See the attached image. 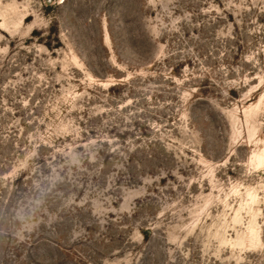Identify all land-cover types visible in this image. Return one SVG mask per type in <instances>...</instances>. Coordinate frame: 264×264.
Here are the masks:
<instances>
[{
	"label": "rangeland",
	"instance_id": "rangeland-1",
	"mask_svg": "<svg viewBox=\"0 0 264 264\" xmlns=\"http://www.w3.org/2000/svg\"><path fill=\"white\" fill-rule=\"evenodd\" d=\"M0 264H264V0H0Z\"/></svg>",
	"mask_w": 264,
	"mask_h": 264
}]
</instances>
